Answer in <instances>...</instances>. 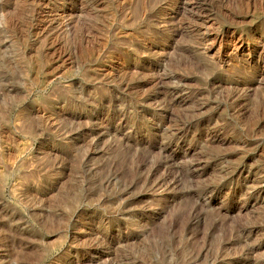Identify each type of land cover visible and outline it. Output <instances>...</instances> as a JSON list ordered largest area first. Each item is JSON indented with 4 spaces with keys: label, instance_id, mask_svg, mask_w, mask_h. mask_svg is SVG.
Masks as SVG:
<instances>
[{
    "label": "rangeland",
    "instance_id": "1",
    "mask_svg": "<svg viewBox=\"0 0 264 264\" xmlns=\"http://www.w3.org/2000/svg\"><path fill=\"white\" fill-rule=\"evenodd\" d=\"M0 264H264V0H0Z\"/></svg>",
    "mask_w": 264,
    "mask_h": 264
},
{
    "label": "bare ground",
    "instance_id": "2",
    "mask_svg": "<svg viewBox=\"0 0 264 264\" xmlns=\"http://www.w3.org/2000/svg\"><path fill=\"white\" fill-rule=\"evenodd\" d=\"M174 5H175V4H174ZM180 34H181V33H180ZM231 43H232V42H231ZM183 69H184V67H183ZM177 78H178V77H177ZM180 80H181V78H180ZM180 80H179V81H180ZM154 83H155V82H154ZM149 86H150V85H149ZM168 107H169V106H168Z\"/></svg>",
    "mask_w": 264,
    "mask_h": 264
}]
</instances>
